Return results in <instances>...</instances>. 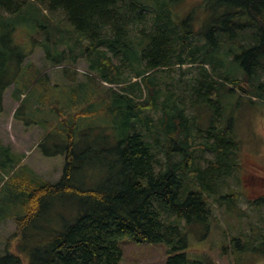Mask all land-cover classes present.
Returning <instances> with one entry per match:
<instances>
[{
    "label": "trees",
    "instance_id": "trees-1",
    "mask_svg": "<svg viewBox=\"0 0 264 264\" xmlns=\"http://www.w3.org/2000/svg\"><path fill=\"white\" fill-rule=\"evenodd\" d=\"M181 1L0 0V113L12 86L18 102L13 118L43 130L37 148L44 157L63 156L53 183L0 146L1 210L10 208L0 221L15 225L0 264H119L123 240L167 245L166 264H215L188 253L190 236L219 229L226 239L251 217L241 203L252 215L264 210V194L254 201L241 194L237 132L245 110L264 112V0H200L179 17ZM198 9L205 14L200 22ZM42 10L44 23L24 33L30 44L39 42L52 66L84 60L88 72L114 88L104 94L92 79L55 85L24 62L14 33ZM55 12L69 28L49 23L47 13ZM242 32V53L221 51V40L234 41ZM221 55L235 66L232 72H216ZM205 66L224 82L210 78ZM192 67L197 74L188 104L162 94L160 71L177 68L183 75ZM63 76L70 81L67 69ZM252 169L258 175L250 180L262 187L264 171ZM248 223L250 231L240 234H247L244 250L255 252L264 225ZM12 241L16 252L9 249Z\"/></svg>",
    "mask_w": 264,
    "mask_h": 264
},
{
    "label": "rangeland",
    "instance_id": "rangeland-1",
    "mask_svg": "<svg viewBox=\"0 0 264 264\" xmlns=\"http://www.w3.org/2000/svg\"><path fill=\"white\" fill-rule=\"evenodd\" d=\"M200 0H182L175 10L179 17H183L187 12L196 7ZM42 9V8H41ZM31 11V10H30ZM28 11L23 15L26 17ZM41 13V12H40ZM33 12L26 17L25 21L18 26L19 29L14 33L15 42L23 48L26 58L24 62L33 64L36 68L41 71V73H47L51 78L53 84H58L61 86L62 83H72L75 80L76 83H85L92 79L94 85L97 83L98 79L94 74L88 72V66L82 59H77L75 64L63 63L59 66H52L48 61L44 59L43 49L40 47V43L32 46L28 36L25 34H33L38 24L43 22V14L45 12L42 10L41 15L33 16ZM47 20L51 25H57L61 30L69 28L63 14L60 12H55L54 14L47 13ZM205 14L202 13L200 9L197 10L195 14L196 22H200ZM195 24V23H194ZM245 34L244 32L238 34V38L234 41H228L226 39L221 40V51H236L242 53V51L247 48L246 40L241 39ZM38 41L42 39L40 35H36ZM239 46H242L239 48ZM74 55L77 51L73 52ZM17 55H23L21 51L16 52ZM225 55L219 57L222 65L216 70V72H232L234 65H229L225 61ZM231 57H229L230 59ZM119 64L117 61H115ZM210 73V78L217 81L224 82L222 78H218L211 71L209 66H205ZM189 68L188 65L182 66V70ZM197 67H192L193 71L185 72L181 75V69L169 68L160 71L157 74L158 81L160 85L162 94L172 93L175 94V98L179 100H185L188 104L189 99V86L192 85V78L197 74ZM69 71L70 81L63 76L64 70ZM122 70H126L122 67ZM140 81V79H138ZM135 81V80H133ZM99 82V81H98ZM103 87V93L105 94L107 88H114V86L104 84L99 82ZM229 87V84L226 83ZM101 87V88H102ZM244 89L248 87V84L242 86ZM100 88V87H99ZM13 88L9 87L2 96V112L0 113V146L8 148L11 152H15L20 155L23 159L21 164L26 165L34 173L42 177L48 182H57L61 176L63 156L57 157H44L40 149H38L37 143L43 135V130L36 126L30 125L25 126L18 120L13 118V113L18 107V102L12 96ZM59 97L63 99H68L63 93V89L59 88ZM62 94V96H61ZM93 94V93H92ZM264 106V101L261 102ZM261 111H250L245 110L238 121L237 132L238 137L242 141V158L240 161V183H241V194L244 200L254 201L260 198L261 194H264V181H259L262 187L259 189L258 185H255L251 180L250 176L256 177L257 172L252 168L257 166L259 170L264 171V112L263 107L260 108ZM191 112V111H189ZM97 120H93L94 122ZM245 157H244V156ZM202 157L210 158L209 153H202ZM248 163L250 165H248ZM250 168V169H249ZM253 188V189H252ZM250 193H249V192ZM255 191V192H254ZM6 196V192L1 189L0 184V216L2 212H10V208L6 207L1 210V201ZM9 196V194H8ZM241 210L251 214V217H245L241 219L240 226L237 225L235 228L228 233L226 239H222L219 235V229L213 230L205 238H197L190 236L189 243V254L193 258H202L204 256H209L215 264H264V240L260 239L258 243L254 242L255 252H246L244 250V245L246 244L248 238L247 234L241 235L242 232H249L250 227L248 222H251L252 227L256 224L257 226L264 225V219L262 222L258 221L259 217L264 218V210L259 213H253L249 210V205L247 202L241 203ZM218 212V211H217ZM238 224V222H237ZM223 227L226 223L222 222ZM254 228V227H253ZM15 231L14 222L11 219L0 221V255L1 252L7 244V239ZM254 231H257L254 229ZM258 236V235H257ZM256 236V237H257ZM255 239V235L253 237ZM15 241H12L10 245V251L16 252L14 249ZM122 249V258L119 264H166V260L169 257L167 245L160 244H137L130 242L128 240H123L119 243ZM23 264H26L23 260Z\"/></svg>",
    "mask_w": 264,
    "mask_h": 264
},
{
    "label": "flooded vegetation",
    "instance_id": "flooded-vegetation-1",
    "mask_svg": "<svg viewBox=\"0 0 264 264\" xmlns=\"http://www.w3.org/2000/svg\"><path fill=\"white\" fill-rule=\"evenodd\" d=\"M256 175H258V174H256ZM257 177V176H256ZM263 181H264V179H263Z\"/></svg>",
    "mask_w": 264,
    "mask_h": 264
}]
</instances>
